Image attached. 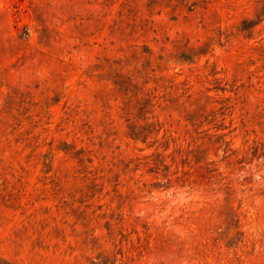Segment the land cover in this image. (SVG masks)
Here are the masks:
<instances>
[{
    "label": "rangeland",
    "instance_id": "1",
    "mask_svg": "<svg viewBox=\"0 0 264 264\" xmlns=\"http://www.w3.org/2000/svg\"><path fill=\"white\" fill-rule=\"evenodd\" d=\"M0 264H264V0H0Z\"/></svg>",
    "mask_w": 264,
    "mask_h": 264
}]
</instances>
